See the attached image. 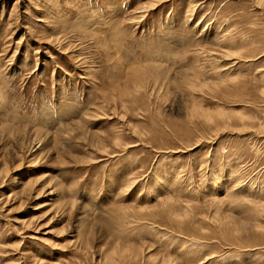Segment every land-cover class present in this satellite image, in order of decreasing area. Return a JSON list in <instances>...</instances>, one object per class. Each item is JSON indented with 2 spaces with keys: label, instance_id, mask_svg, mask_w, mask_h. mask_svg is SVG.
I'll list each match as a JSON object with an SVG mask.
<instances>
[{
  "label": "rangeland",
  "instance_id": "obj_1",
  "mask_svg": "<svg viewBox=\"0 0 264 264\" xmlns=\"http://www.w3.org/2000/svg\"><path fill=\"white\" fill-rule=\"evenodd\" d=\"M0 264H264V0H0Z\"/></svg>",
  "mask_w": 264,
  "mask_h": 264
}]
</instances>
